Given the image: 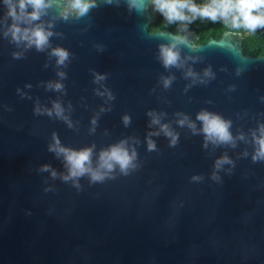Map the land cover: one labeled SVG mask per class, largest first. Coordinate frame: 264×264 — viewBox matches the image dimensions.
<instances>
[{"label":"water","instance_id":"95a60500","mask_svg":"<svg viewBox=\"0 0 264 264\" xmlns=\"http://www.w3.org/2000/svg\"><path fill=\"white\" fill-rule=\"evenodd\" d=\"M84 2L0 0V264H264V56L237 32H149L153 0ZM115 146L127 169L101 167Z\"/></svg>","mask_w":264,"mask_h":264},{"label":"clouds","instance_id":"9594fccd","mask_svg":"<svg viewBox=\"0 0 264 264\" xmlns=\"http://www.w3.org/2000/svg\"><path fill=\"white\" fill-rule=\"evenodd\" d=\"M26 2L31 4L34 9H39L43 4V0H26ZM131 3L133 6L139 7L136 0H131ZM153 3L169 23L189 20L190 17L185 15V11H187L192 14L191 19L199 16L213 22L223 20L226 24L230 23L233 28L243 27L250 33H254L258 28H264V11H262L264 10V0H209V3L199 7L192 0H153ZM89 6L84 0H72V7L77 9L81 15L87 12ZM19 7L21 9L25 7V0H20ZM12 14L10 10V15ZM32 18H37L35 12L32 14ZM15 31H19V29H15ZM33 35L38 47L46 43L47 35L42 31L38 30ZM173 47L174 45L161 48L165 66L174 65L178 60V54L172 50ZM56 55L59 57L58 62L60 63H63L67 58V53L63 50H57ZM56 87L59 88L60 85H56ZM57 112L59 113L58 106ZM197 118L203 122V131L208 137H215L224 142L231 139L228 124L219 117L202 113ZM259 143L260 152L258 155L264 156V139L260 140ZM152 147L153 145L149 143V148ZM59 151L66 155L70 165V176H79L89 171L86 165L89 162L90 150L86 149L78 153L66 149ZM131 160L132 157L122 146H115L101 154V167L111 170L115 163L120 166L121 170H124L130 166ZM67 178L65 177V179ZM92 179L101 180L103 177L98 173H92Z\"/></svg>","mask_w":264,"mask_h":264},{"label":"trees","instance_id":"16d2710c","mask_svg":"<svg viewBox=\"0 0 264 264\" xmlns=\"http://www.w3.org/2000/svg\"><path fill=\"white\" fill-rule=\"evenodd\" d=\"M192 2L199 7L209 3V0H192ZM185 15L189 16L190 19L187 21H175L169 23L160 13L157 21L151 24L148 30L151 33H155L166 29L177 34L181 27H188L196 33L198 44H205L210 39H220L225 31L237 32L243 36V52L245 56H264V28H258L254 33H250L243 27L233 28L230 23L226 24L223 20L213 22L207 18H201L199 16L191 19L192 14L187 11H185Z\"/></svg>","mask_w":264,"mask_h":264}]
</instances>
